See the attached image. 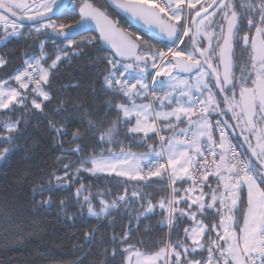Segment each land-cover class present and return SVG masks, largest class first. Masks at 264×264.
I'll return each instance as SVG.
<instances>
[{
  "label": "snow or ice",
  "instance_id": "1",
  "mask_svg": "<svg viewBox=\"0 0 264 264\" xmlns=\"http://www.w3.org/2000/svg\"><path fill=\"white\" fill-rule=\"evenodd\" d=\"M111 3L136 20L143 21L150 28H158L160 33L173 44L184 47L153 52L149 46L142 55L138 54L140 48L149 45V42L135 34H125L119 27L118 20L86 0L79 9L82 21L89 18L95 20L100 28V37L111 44L114 52L109 56L99 57L101 63L107 64L102 75V87L89 86L92 95L87 99L78 97L79 102L72 103L71 108L61 103L52 110L60 113L66 120H75L81 126L72 134L73 142L77 140L85 142L70 151L80 156L88 152L89 145L99 147L118 144V137L121 134L151 138L150 134L158 135L157 121L162 124L159 131L174 132L180 136L190 135V139L185 140L176 139V135L172 137L159 135V151L145 140L141 146L148 148L149 152L139 158L143 161L144 168L138 165L133 179L144 181L153 177L161 178L165 172H170L171 175L167 179L175 185L185 177L191 179L189 176L191 168L199 181L209 187V193L205 194L199 189L200 195L193 198L181 196L180 190L173 187L170 199L161 200L158 205H153L151 200H148L141 215L146 217L153 214L154 209L159 207L167 211L168 217L164 223L172 229H175L176 224L180 222L179 217L190 216L195 221L198 214L203 216L205 212H214L218 220L212 223L213 216L209 215L205 217L209 221L208 224L198 221L196 227L190 230L184 229L186 236L191 239V246H185L177 240L155 254L145 255L144 264H157L160 256L166 255L169 250L173 257L171 264H264V0H260L259 4L251 2L241 4L239 0H207V6L200 3V0H196L195 3L192 0H162V2L111 0ZM198 3L199 10H197ZM64 6L65 0H39V3L32 0L31 5L24 0L19 2L0 0V9L8 14L0 12V28L5 31L6 40L11 41L13 38L27 40L41 30L47 29L68 38V44L59 49L49 69L41 66L40 61L44 59L43 56L29 58L25 70L15 76V80L20 82V90L11 89L7 92L0 90V109L14 110L19 106L34 119L51 114L45 111L54 99L52 91L45 90V87L49 89L53 87L50 81L52 75L50 69H56L62 59H70L67 49H71V55L81 54L77 50L76 42L69 36L73 25L56 24L52 21L55 9ZM32 8L35 9L34 15L28 16L27 13ZM25 17L28 20L40 17L45 22L39 28L30 27L25 24ZM216 17L220 18L219 22L216 21ZM193 24L195 27L192 26ZM76 26H79V22ZM115 36L124 38L117 43L113 39ZM183 37L188 38L192 45L191 50L185 45ZM50 42L55 44V40ZM82 43L96 47L95 42L87 39ZM39 47L43 50V41L39 42ZM237 49L242 53L239 56L236 55ZM243 53H247L246 59ZM6 63L8 61L0 57V65ZM174 71L196 78L192 84L188 80H180L178 83L184 87L175 97L173 93L176 91L177 81L173 75ZM29 83L34 86L30 91H26L29 89ZM121 97L127 103L117 102ZM149 98L152 103H136L137 99ZM173 103L177 106L171 111L163 110ZM113 113L116 114V118L110 119ZM21 122L27 126V120H17L8 124L6 130L9 133H20L22 136L27 128L21 130ZM181 124H187L188 127L181 128ZM257 125H260L259 129ZM50 127L60 134L66 132L64 127L57 128L51 122ZM237 128L240 129L239 134L248 143L250 151H237L230 144L228 137ZM214 132L218 139H213ZM245 132L248 135H245ZM252 133H257L258 148H252L250 143ZM18 138L17 135L3 138L8 142V146L0 151V160H7L17 149L18 145L13 141ZM202 139L207 143L203 149ZM190 150L194 151L195 155H191ZM103 151H108L115 163L84 155L81 159V167L77 168L73 175L78 177L81 171L92 176L107 171L116 172L117 164L126 163L128 157L137 159L132 153H125L123 150L115 154L111 149L102 148L101 156ZM205 153L212 155L211 165ZM217 156L220 163H216ZM194 160L196 163L193 166ZM87 164H91L92 167H85L84 165ZM70 167L71 164L64 165V178H67ZM213 167L216 169L215 172L211 170ZM118 175L130 176L131 173L120 172ZM210 175L217 178L215 189L207 184ZM54 178L61 179L58 176ZM57 187L63 186L57 185ZM243 188L247 189L246 202L241 201L239 195ZM185 191L192 192L196 189ZM45 192L51 193L52 189L43 186L33 189L34 197L37 194L43 196ZM83 192H88V188L81 185L76 189L74 196L80 208L87 205L88 215L91 217L108 215L111 210L117 208L116 201L108 203L101 200L102 211L96 212L93 210L92 197L82 195ZM144 195L146 194L133 192L132 199L136 200ZM206 196L211 203L205 202ZM127 199V193L116 198L121 202H127ZM52 203V197L49 195L47 199L36 201L34 206L38 211L41 208L51 207ZM180 203L188 205L187 212L177 207ZM60 204L63 211L65 201H60ZM193 207L195 211H192ZM236 213H240V216L237 217ZM0 219L3 220L5 232L13 228L14 224L10 218L4 216ZM135 219L138 222L141 216ZM14 234L17 237L21 235V233ZM213 234L215 239L211 238ZM206 235L208 239H205ZM130 238L129 232H124L121 236H113L111 238L113 244L128 246L113 248L110 253L111 260L107 259L109 250L104 249L103 264H127L123 261V257L121 261H117L116 257L132 251V245L128 243ZM84 239L89 244L95 243V233H85ZM137 243H146V241L137 240ZM197 249L206 251L207 255L201 256ZM191 254L200 258L192 259ZM135 255L139 257L141 254L136 252ZM182 256H184L183 260H181Z\"/></svg>",
  "mask_w": 264,
  "mask_h": 264
},
{
  "label": "trees",
  "instance_id": "2",
  "mask_svg": "<svg viewBox=\"0 0 264 264\" xmlns=\"http://www.w3.org/2000/svg\"><path fill=\"white\" fill-rule=\"evenodd\" d=\"M85 2L86 0H73L69 8L52 21L56 24H76L81 20L80 5ZM87 2L100 7L112 18L118 20L119 27L125 29L129 34H135L148 41L149 45L141 48L143 52L149 46L153 51H167L168 48L175 45L161 41L148 32L134 27L125 17L119 16L112 10L106 0H87ZM244 2L255 3L250 0H244ZM27 26L33 27L34 24ZM2 36L3 32H0V39ZM85 39L95 42L96 47L84 45L82 42ZM50 40H55V44ZM71 40L76 42L77 50L81 54L79 56L71 55V49H67L70 59H62L56 69H50L52 73L50 81L53 87L52 89L45 87V90L52 91L54 99L45 108L46 112L51 113L49 116L34 119L19 106H16L14 110L12 108L0 109V151L8 146V142L3 138L9 135L19 136L13 141L18 145L17 149L9 155L7 160H0V217L7 216L14 224L10 231L5 232L3 220L0 219V264H103L104 249L109 250L107 259L111 260L110 253L113 248H127L128 245L111 242L113 236H121L124 232L130 233L131 238L128 243L132 245V251L117 255V261H121V257H123V261L128 263L129 255L135 251L149 255L155 254L177 240L185 246H191V240L186 236L184 229H188L197 220L208 224L209 221L205 217L209 215L213 216L211 222L216 223L218 217L214 212H205L203 216L198 214L195 221L190 216L179 217L180 222L176 224L175 229L164 223L168 213L159 207L154 209L153 214L146 217L141 215L148 200H151L153 205H158L161 200L171 198L172 188L169 187L167 179L153 178L146 183L133 179V177L116 174L102 173L92 176L81 171L78 177L73 175L76 169L81 167V159L84 155H90L93 159L108 157L110 155L108 151H103L101 156L102 148L111 149V152L115 154H119L121 150L132 154L148 153L149 149L141 146L145 140L147 144L159 151V135L168 136L166 131H159L162 127L160 123L158 135L150 134L151 138L141 135L130 137L121 134L118 137V144L99 147L89 145L88 152L80 156L70 151L85 142L83 140L73 142L72 134L81 126L75 120H66L60 113L52 110L60 106L61 103L65 107L71 108L72 103L79 102L78 97L87 99L92 95L89 86L102 87V75L107 64L101 63L99 57L109 56L112 53L94 32ZM41 41L44 42L43 50L39 47ZM184 41L188 48L192 47L187 37H184ZM66 44H68V39L60 37L58 33H52L51 30H41L27 40L13 38L11 41L0 43V57L8 61V63L0 65V81L10 85L13 89L20 90V82L15 80V76L19 75V71L27 66L26 62L29 61V58L43 56L42 67L49 69L52 59H55L59 49L64 48ZM183 47L184 45H181V48ZM33 86L34 84L29 83V89L26 91H30ZM141 101L149 100L137 99L136 103ZM117 102L127 103L122 97L118 98ZM173 105L165 108L170 109ZM115 118L116 114L113 113L110 119ZM17 120L28 121L27 126L23 122L20 124L21 130L27 128L22 136L20 133H9L6 130L8 124ZM50 122L57 128L64 127L66 132L64 134L57 133L54 128L50 127ZM131 126L130 124L129 127ZM66 164H71L72 167L68 169L67 178H64V165ZM84 166L92 167L91 164ZM57 176L61 179L56 180L54 177ZM57 185L63 187H57ZM81 185L88 188V192H83L82 195L92 197L94 211H102L101 200L108 203L116 201L117 208L111 210L108 215L89 216L87 205L80 208L74 196L76 189ZM40 186L51 188L52 192H45L43 196L37 194L34 197L33 189ZM133 192L146 195L133 200ZM125 193L128 197L127 202L116 200L118 196ZM49 195L52 197V206L37 211L34 206L35 202L47 199ZM62 200L65 201L63 211L60 204ZM241 201H247V193L244 190ZM177 207L184 209L185 212L188 210V205L184 203H180ZM246 207L245 203V209ZM192 211H195V207ZM235 215L239 217L240 213ZM137 216H141L138 222L135 219ZM67 217H72V219H67ZM240 223L242 226V221ZM92 232L95 233L96 240L95 243L89 244L85 242L84 234ZM14 233H21V235L17 237ZM211 238L215 239L216 237L213 234ZM205 239H208L207 235ZM137 240L146 241V243H137ZM197 251L201 253V256L207 255L206 251L201 249ZM190 258L199 259L200 256L191 254ZM172 259L171 251H169L165 258L167 264H171ZM183 259L184 256L181 257V260Z\"/></svg>",
  "mask_w": 264,
  "mask_h": 264
},
{
  "label": "water",
  "instance_id": "3",
  "mask_svg": "<svg viewBox=\"0 0 264 264\" xmlns=\"http://www.w3.org/2000/svg\"><path fill=\"white\" fill-rule=\"evenodd\" d=\"M72 1L73 0H70V2H69V0H65V6L64 7H58L57 9H55L54 13L52 14V20H54L61 13H63L65 10H67L69 8L70 4L72 3ZM106 1H107L108 5L111 7L112 10H114L119 16H122L123 18L125 17L128 21H130L132 23V25L134 27L136 26L139 30H142L144 32H148L150 35L154 36L155 38L160 39L161 41H164V42H167V43L168 42L172 43V41H170L166 36H164L163 34L160 33L158 28H156V27H151L150 28L143 21L136 20L135 18L131 17L128 13H125L122 10H120L119 8H117L114 4L111 3V0H106ZM83 4H81L80 6H82ZM209 10H211V9H209ZM0 11H3L4 13H7L3 9H0ZM79 15H80V18H81L80 10H79ZM40 22H44V20L42 18H40V17H35L34 20H28L27 17H25V24L26 25H28V24H39ZM76 25H77V23L73 24V28L69 32V36H70L71 39H76V38L82 36L83 34L91 33V32L96 33L100 37V28L97 25L95 20L89 18V19H86V20L82 21V18H81V20L79 21V26L77 27ZM194 27H195V25H194ZM123 30H124L125 34H129L125 29H123ZM60 37L65 38L63 36H60ZM123 38L124 37H122V36H115L113 39L118 43ZM130 38L134 39V37H130ZM65 39H68V38H65ZM101 42L109 51L114 52V49L112 48L111 44H109L108 42L104 41L102 38H101ZM141 48H140L138 54L141 53ZM178 73L182 74V75H185V76L189 75V74L182 73V72H178Z\"/></svg>",
  "mask_w": 264,
  "mask_h": 264
},
{
  "label": "crops",
  "instance_id": "4",
  "mask_svg": "<svg viewBox=\"0 0 264 264\" xmlns=\"http://www.w3.org/2000/svg\"><path fill=\"white\" fill-rule=\"evenodd\" d=\"M192 2L195 3L196 0H192ZM206 2H207V0H200V3H203V4H204V3H206ZM198 6H200L199 3L197 4V7H198ZM175 92H177V93L179 94L178 91H175ZM196 95H199V94L196 93ZM148 100H149V99H148ZM149 102H150V100L148 101V103H149ZM173 104H174V105H173L170 109L164 108L163 110H164V111H171L173 107H176V106H177L175 103H173ZM193 119L195 120V117H193ZM160 123H161L160 121H157V128H159V124H160ZM180 127H181V128H187L188 126H187V124H181ZM192 130L195 131V129H192ZM166 134H167L168 137H172L173 135H176V133H174V132H168V131H166ZM216 137H217V134L214 132V133H213V139H216ZM176 139H179V140L190 139V136H180V135H176ZM203 142H204V140L202 139V140H201V144H202ZM190 153H191V155H195L194 151H191V150H190ZM145 154H146V153L133 154V156L136 157L137 159H133V157H128L126 163H120V164H117L116 172L107 171V172H105L104 174H116V175H118V173H120V172H130L131 175L128 176V177H133V176L136 175L135 170H136V168H137L138 165H139V167L144 168V163H143V161H142L141 159H139V158L143 157ZM98 159L103 160V161L108 162V163H115V161L113 160V157H112L111 155H109L108 157H101V158H98ZM194 164H195V160L193 161V166H194ZM190 169H191V168H190ZM144 170H145V172H146L147 169L145 168ZM221 171H222V170H221ZM222 173H223V172H222ZM170 175H171L170 172H165L164 175H163L161 178H158V179H162V180H163V179H167V177L170 176ZM153 178H155V177H153ZM153 178H151V179H145L144 182L147 183V182H149V180H152ZM156 179H157V178H156ZM167 180H168V184H169V182H171V181H170L169 179H167ZM215 180H217L216 177H215ZM174 187H175L176 189H179V190H180V195H181V196H189V195H188V192L185 191V190H187V189H192L191 187H193V185L189 183V181H188V177H185L183 180H179V181H177V183L174 185ZM215 187H216V186H212L213 189H215ZM243 190H244V192L247 193V189H246V188H243V189L240 191L241 194H242V191H243ZM204 191H207L206 194H208L209 191H210L209 187L206 188V190H204ZM221 191H223L222 188H221ZM208 202H210V200H208ZM199 221H201V220H199ZM197 222H198V220H197ZM197 222H196V223H197ZM196 223H195V224H196ZM203 223H204V222H203ZM204 224H205V223H204ZM238 232H239V231H238Z\"/></svg>",
  "mask_w": 264,
  "mask_h": 264
},
{
  "label": "rangeland",
  "instance_id": "5",
  "mask_svg": "<svg viewBox=\"0 0 264 264\" xmlns=\"http://www.w3.org/2000/svg\"><path fill=\"white\" fill-rule=\"evenodd\" d=\"M18 2H19V0H18ZM24 2L25 3H27V4H29V5H31L32 4V0H24ZM36 2L37 3H39V0H36ZM205 4V6H207V2L206 3H204ZM197 10H199V8L197 9ZM34 11H35V9L34 8H32L28 13H27V15L28 16H32V15H34ZM0 12H3V11H0ZM4 13V12H3ZM5 15H8L7 13H4ZM203 15V14H202ZM216 21L217 22H219V19H217V17H216ZM18 22V21H17ZM45 22V21H44ZM44 22H40L39 24H34V26L33 27H36V28H39L40 27V25L41 24H43ZM54 22V21H53ZM193 26V25H192ZM226 26V25H225ZM47 30H50V29H47ZM208 31H212V29H207ZM0 32H3V36H2V38L0 39V43H3V42H6L7 40L4 38L5 37V35H6V33H5V31H4V29L3 28H0ZM189 50H191V48H189ZM153 51V50H152ZM153 52H155V51H153ZM144 52H143V50L141 51V55L143 54ZM125 62H128V63H131V61H125ZM41 66H42V64H41ZM173 75L176 77V81H177V88H176V91H180V89L181 88H183L184 87V85H182V84H179L178 82L180 81V80H188L189 81V83L190 84H192V83H194L195 82V76H190V75H182V74H179L178 72H176V71H174V73H173ZM147 82V81H146ZM11 89H13L10 85L8 86V85H6L4 82L2 83L1 82V88H0V90H3V91H5V92H7V91H9V90H11ZM195 91V90H194ZM213 91H215V89H213ZM196 94V93H195ZM197 94H199V93H197ZM139 103H148V101H141V102H138V104ZM149 103H151V102H149ZM231 122V121H230ZM259 127H260V125H257V128L259 129ZM235 133H236V130L234 131ZM256 137H257V133H252V135H251V142H252V144L254 145V147L255 148H258V145H257V142H256ZM192 189H196V191H192V192H188V195L190 196V197H193V198H195V197H197V196H199L200 195V191L197 189V188H195L194 186L193 187H191ZM203 193H207V191H203ZM239 195H240V198H241V192L239 193ZM205 202L206 203H211V201L210 202H208V200H207V196L205 197ZM217 207H220L219 205H217ZM197 226V223L196 224H193V225H190L189 226V230L190 229H192V228H194V227H196ZM191 240V239H190ZM197 250H199V249H197ZM170 251V250H169ZM135 253H136V251L135 252H133V253H131L130 255H129V257H128V263L127 264H138V261L140 262V264H144V260H145V255H149V254H143V253H141V252H139L141 255L139 256V257H137L136 255H135ZM167 254H168V252H167ZM167 254L166 255H161L160 256V258H159V260L157 261V264H167V260H165V258H166V256H167Z\"/></svg>",
  "mask_w": 264,
  "mask_h": 264
},
{
  "label": "built area",
  "instance_id": "6",
  "mask_svg": "<svg viewBox=\"0 0 264 264\" xmlns=\"http://www.w3.org/2000/svg\"><path fill=\"white\" fill-rule=\"evenodd\" d=\"M158 2H162V0H158ZM183 39H184V37H183ZM171 48L181 49V45H179V44H175V45L172 46ZM40 63H42V62L40 61ZM25 68H26V66L23 67V68L19 71L18 74H20V72L24 71ZM28 70L31 71L32 69H28ZM33 75L35 76V73H33ZM150 86H151V85H150ZM0 88H1V81H0ZM160 94L162 95V93H160ZM177 95H178L177 92H174V93H173V96H174V97L177 96ZM197 96H198V95H197ZM149 100H150V102L152 103V101H151L150 98H149ZM189 136H190V135H189ZM216 139H218V136L216 137ZM228 140H229L230 144H231L233 147H235V148L237 149V151L244 152V150L241 149V146L239 145L238 140L235 138V134H234V132H231V134H230L229 137H228ZM206 146H207V143H206V141H204V142L201 144V148L203 149V148L206 147ZM217 151H218V149H217ZM226 155H227V154H226ZM205 156H206V158H207L208 163L211 165V164H212V161H213V157H212V155H211L210 153H205ZM195 163H196V161H195ZM201 163L203 164V161H201ZM216 163H220L218 156H217V158H216ZM194 165H195V164H194ZM211 170H212V172H215L216 169L213 167ZM222 172H223V170H222ZM222 174H224V173H222ZM189 176L191 177V179L188 178L189 183L192 184V185H193L195 188H197L198 190H199V189H202V190L204 191V190H206V188H208L207 186H205L204 183H201V182L199 181V179H198L197 176H196V173L193 172L192 169H190ZM207 184H210L211 186H216V184H217V180H215V176H214V175H210V176H209L208 181H207ZM221 184H222V182H221ZM168 185H169L170 188H173V187H174V185H172L171 182H169ZM221 188H222V187H221ZM168 252H169V251H168Z\"/></svg>",
  "mask_w": 264,
  "mask_h": 264
},
{
  "label": "flooded vegetation",
  "instance_id": "7",
  "mask_svg": "<svg viewBox=\"0 0 264 264\" xmlns=\"http://www.w3.org/2000/svg\"><path fill=\"white\" fill-rule=\"evenodd\" d=\"M250 1H255L256 4H258V2H260V0H250ZM239 2H240L241 4H245V3H247V2H244V0H239ZM210 11H211V10H210ZM217 19H220V18L217 17ZM246 31H247V30H246ZM253 33H254V31H253ZM241 54H242V53H241V50H240V49H237V51H236V55L239 56V55H241ZM243 56H244V58L246 59V58H247V53H243ZM237 75H239V73H237ZM233 132H234V131H233ZM239 133H240V129L237 128V129H236V133L234 132V134H235V138H236V139L238 140V142H239V145L241 146V149H243L244 152H246V151H250L251 149H249L248 143L245 142L244 137L241 136ZM245 135H248V133L245 132ZM250 143H251V145H252V148H255V147H254L255 144L253 145L251 141H250Z\"/></svg>",
  "mask_w": 264,
  "mask_h": 264
}]
</instances>
